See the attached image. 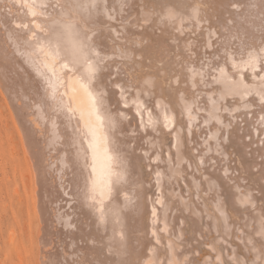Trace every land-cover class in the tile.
<instances>
[{"label": "bare ground", "instance_id": "bare-ground-1", "mask_svg": "<svg viewBox=\"0 0 264 264\" xmlns=\"http://www.w3.org/2000/svg\"><path fill=\"white\" fill-rule=\"evenodd\" d=\"M0 81L36 264H264V0H0Z\"/></svg>", "mask_w": 264, "mask_h": 264}, {"label": "rangeland", "instance_id": "rangeland-1", "mask_svg": "<svg viewBox=\"0 0 264 264\" xmlns=\"http://www.w3.org/2000/svg\"><path fill=\"white\" fill-rule=\"evenodd\" d=\"M1 87L0 81V264H36L39 228L33 171Z\"/></svg>", "mask_w": 264, "mask_h": 264}]
</instances>
